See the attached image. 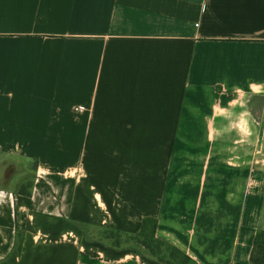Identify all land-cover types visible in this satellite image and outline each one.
<instances>
[{
	"label": "crops",
	"instance_id": "1",
	"mask_svg": "<svg viewBox=\"0 0 264 264\" xmlns=\"http://www.w3.org/2000/svg\"><path fill=\"white\" fill-rule=\"evenodd\" d=\"M148 216L252 264L264 0H0V264H159L98 235Z\"/></svg>",
	"mask_w": 264,
	"mask_h": 264
},
{
	"label": "trees",
	"instance_id": "2",
	"mask_svg": "<svg viewBox=\"0 0 264 264\" xmlns=\"http://www.w3.org/2000/svg\"><path fill=\"white\" fill-rule=\"evenodd\" d=\"M157 225L158 220L154 217L148 216L143 218L141 229L136 234H125L118 230L109 229L111 236L114 238V241L111 245L117 248H122L123 246H121L120 235H130V238L136 240L141 246L150 252V254L153 256L151 260L159 264H196V262L181 249L157 238ZM79 227L86 237L91 238L88 232V226L86 224L80 223ZM163 248L170 252L168 257L169 259L167 260L161 256V251ZM155 256L157 259L154 258ZM251 262L252 264H264V230H260L256 234L254 239V247L251 254Z\"/></svg>",
	"mask_w": 264,
	"mask_h": 264
},
{
	"label": "rangeland",
	"instance_id": "3",
	"mask_svg": "<svg viewBox=\"0 0 264 264\" xmlns=\"http://www.w3.org/2000/svg\"><path fill=\"white\" fill-rule=\"evenodd\" d=\"M98 235H101L102 237L107 239L110 244H112V242L114 241V238L111 236L109 229H103V230L100 229L98 231ZM120 238H121V246L132 247V248L136 249L138 252L140 251L139 253L143 254L145 257H148L150 259L153 258V256L150 254V252L146 248L141 246L136 240L130 238V235L121 234ZM169 255H170V252L167 251L165 248H163L161 251V256L167 260V259H169L168 258ZM154 258L157 259L156 256Z\"/></svg>",
	"mask_w": 264,
	"mask_h": 264
},
{
	"label": "built area",
	"instance_id": "4",
	"mask_svg": "<svg viewBox=\"0 0 264 264\" xmlns=\"http://www.w3.org/2000/svg\"><path fill=\"white\" fill-rule=\"evenodd\" d=\"M196 25H198V23H196ZM85 109H86V106L83 105V104H76L73 107V111L75 113H79V114L82 113V112H84V111H86Z\"/></svg>",
	"mask_w": 264,
	"mask_h": 264
}]
</instances>
